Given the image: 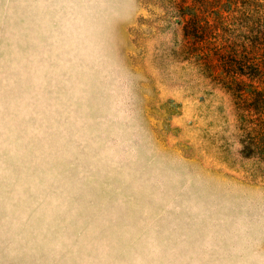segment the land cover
Listing matches in <instances>:
<instances>
[{"label":"rangeland","instance_id":"1","mask_svg":"<svg viewBox=\"0 0 264 264\" xmlns=\"http://www.w3.org/2000/svg\"><path fill=\"white\" fill-rule=\"evenodd\" d=\"M0 264H264V0H0Z\"/></svg>","mask_w":264,"mask_h":264}]
</instances>
